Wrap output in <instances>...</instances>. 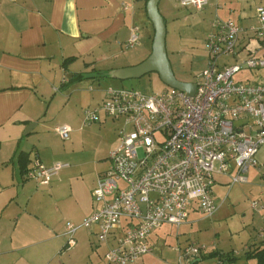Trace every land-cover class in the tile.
<instances>
[{"label": "crops", "instance_id": "obj_1", "mask_svg": "<svg viewBox=\"0 0 264 264\" xmlns=\"http://www.w3.org/2000/svg\"><path fill=\"white\" fill-rule=\"evenodd\" d=\"M123 1L131 7L125 9ZM149 1L0 0V264L36 261L49 264L55 254L49 248L52 237L46 235L60 227L54 210L61 212L64 206V211L74 213L72 216L80 224L97 208L93 190L99 176L108 169V161H97L92 176L82 181L78 179L76 167L64 163L48 184H41L22 171L20 154H28V169L35 159L49 167L60 162L46 158L36 146L34 136L40 132L41 121L53 105L60 104L62 97L80 96L78 100L85 101L87 106L99 104L106 89L100 83L104 77L143 61L139 50L132 51L136 46H129L134 26L139 27L141 36L138 46L142 40L143 50L151 53L155 29L148 16ZM176 1L182 8L178 12L172 0L159 1L167 33L171 19H200L206 23V37L217 14L248 29L258 24L257 9L264 6V0H209L203 9H195ZM252 41L257 42L255 52L250 48ZM263 48L264 40H258L248 30L241 35L237 56L264 57L258 54ZM85 81L88 88L80 86ZM96 81L98 85L94 84ZM31 123L36 124L28 131ZM119 142L120 137L116 146ZM257 158L259 166L251 169L247 184L262 182L263 146ZM220 178L216 185L230 187L227 177ZM259 195L261 233L264 190ZM199 210L194 205L190 212ZM81 228L98 231V226H82L78 231ZM260 233L259 241L248 247L245 255L255 259L256 264L257 259L247 257V253L264 246ZM62 235L68 238L66 227ZM77 244L69 246L67 240L63 247L74 248ZM106 244L108 250L112 242ZM201 250L194 261L196 264H241L242 261L232 251L228 252L237 260L229 262L220 257L223 251L204 254L203 247Z\"/></svg>", "mask_w": 264, "mask_h": 264}, {"label": "built area", "instance_id": "obj_2", "mask_svg": "<svg viewBox=\"0 0 264 264\" xmlns=\"http://www.w3.org/2000/svg\"><path fill=\"white\" fill-rule=\"evenodd\" d=\"M180 2L196 9L209 4V0ZM123 6L131 7L126 1ZM257 15L258 24L248 29L216 15L205 41L208 66L194 82V95L171 87L146 94L109 85L103 101L83 110L85 123L107 117L124 122L120 142L109 156L111 165L93 190L97 208L82 223H67L69 246L76 243L80 227L98 226L99 240L112 242L106 260L134 264L153 251L149 239L154 231L165 223L179 229L194 205L206 217L216 214L219 204L214 186L220 177H227L230 186L249 181L264 145V80L244 81L236 76L244 69L264 68V57L249 54L236 64L220 60L237 59L241 35L248 30L264 40V6L257 9ZM140 39L139 27L134 26L129 46H137ZM72 130L68 124L56 127L63 139ZM64 165L49 167L35 159L27 175L48 184ZM251 207L258 211L262 205L253 200ZM260 235L264 238V228ZM177 249L179 264L201 252L195 244Z\"/></svg>", "mask_w": 264, "mask_h": 264}, {"label": "rangeland", "instance_id": "obj_3", "mask_svg": "<svg viewBox=\"0 0 264 264\" xmlns=\"http://www.w3.org/2000/svg\"><path fill=\"white\" fill-rule=\"evenodd\" d=\"M172 2L176 7L175 11L182 10L176 0ZM169 22L167 51L174 73L182 81L196 82L198 76L207 68L209 61V52L205 46L206 23L201 22L200 19H171ZM142 44L141 40V44L132 48V51L139 50L144 60L150 53L143 50ZM256 46L257 42L252 41L250 48L254 50L253 52ZM258 54L264 56V48ZM244 56H237L238 59L224 57L220 62L236 64L247 58ZM248 78L251 81L264 80V68L254 71L244 69L236 76L237 80L245 81ZM98 82L94 84L98 85ZM100 83L105 88L109 85L116 88H133L146 94L162 92L169 88L157 72L129 79H118L109 75ZM88 85L87 81L80 84L82 88H88L86 87ZM105 94L106 92L102 94L101 101L105 98ZM77 97L80 96L71 99L62 97L60 104L53 105L47 117L41 121L40 132L35 134L34 140L37 148L44 152L46 158L75 166L78 170V179L82 181L83 178L92 176L97 161H108L106 166L111 165L108 157L118 143L123 120L114 121L112 118H107L101 122L85 123L83 110L89 106ZM65 123L74 127L68 139H63L56 131L57 126ZM261 179L260 184L251 181L252 183L249 184L236 183L230 187L216 185L214 194L219 209L213 217H206L200 210L191 211L188 221L179 229L173 224H163L150 237L153 251L134 264H179L180 252L177 248H185L190 244L203 247L204 254L215 250L225 253L232 251L241 257V264H256L255 259L246 258L245 255L248 247L259 241L261 213L251 207V202L261 199L259 194L264 190V176ZM32 183L35 185V182ZM61 208V212L54 210L60 227L56 229L57 231L46 235L52 237L49 248L55 254L49 259V264H111L105 258L106 242H101L97 233L92 232L90 228H81L77 232L75 239L78 244L74 248L63 247L68 240L67 236L62 235L66 224L68 221L76 223V220L72 216L74 213L64 211V206ZM58 233L59 236L56 235ZM196 258L197 256H191L185 259L184 263L191 264ZM31 264L41 263L36 261Z\"/></svg>", "mask_w": 264, "mask_h": 264}, {"label": "water", "instance_id": "obj_4", "mask_svg": "<svg viewBox=\"0 0 264 264\" xmlns=\"http://www.w3.org/2000/svg\"><path fill=\"white\" fill-rule=\"evenodd\" d=\"M159 1L150 0L147 7L148 16L155 29L151 53L141 63L120 69L112 76L118 79H129L140 78L147 73L157 72L161 80L169 87L186 91L188 95H194L196 84L182 81L174 73L167 51V24L159 10ZM35 124L31 123L28 131Z\"/></svg>", "mask_w": 264, "mask_h": 264}, {"label": "trees", "instance_id": "obj_5", "mask_svg": "<svg viewBox=\"0 0 264 264\" xmlns=\"http://www.w3.org/2000/svg\"><path fill=\"white\" fill-rule=\"evenodd\" d=\"M20 159H21L22 167H23L22 171L24 173H27L29 171V169L27 168L26 163H27V161L30 160L28 154L21 153ZM229 253L230 252H228V253L221 252L220 257L222 258V260H228L229 262H231L233 260H237V258L232 257ZM247 257H254L257 259V264H264V246H262V247L260 246L256 249H254L253 251L248 252ZM193 264H196V263L193 262Z\"/></svg>", "mask_w": 264, "mask_h": 264}]
</instances>
